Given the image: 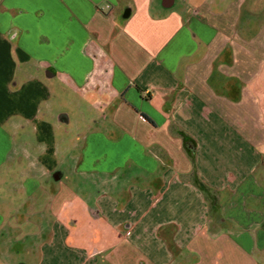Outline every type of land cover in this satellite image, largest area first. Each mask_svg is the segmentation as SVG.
Wrapping results in <instances>:
<instances>
[{"label":"crops","instance_id":"crops-1","mask_svg":"<svg viewBox=\"0 0 264 264\" xmlns=\"http://www.w3.org/2000/svg\"><path fill=\"white\" fill-rule=\"evenodd\" d=\"M32 254L264 264V0H0V264Z\"/></svg>","mask_w":264,"mask_h":264},{"label":"rangeland","instance_id":"rangeland-1","mask_svg":"<svg viewBox=\"0 0 264 264\" xmlns=\"http://www.w3.org/2000/svg\"><path fill=\"white\" fill-rule=\"evenodd\" d=\"M25 257H27V256H22V258H25ZM37 260H38V258H37V255L36 254H32V255H30L29 256V262L31 263V264H37Z\"/></svg>","mask_w":264,"mask_h":264},{"label":"trees","instance_id":"trees-1","mask_svg":"<svg viewBox=\"0 0 264 264\" xmlns=\"http://www.w3.org/2000/svg\"><path fill=\"white\" fill-rule=\"evenodd\" d=\"M184 140H185L186 147L188 149H190V153H192L193 152V148L192 147H194V146H192V144L189 145L187 139H184ZM197 186L201 187L202 185L200 183H198Z\"/></svg>","mask_w":264,"mask_h":264}]
</instances>
